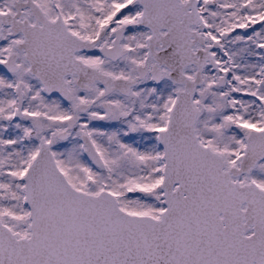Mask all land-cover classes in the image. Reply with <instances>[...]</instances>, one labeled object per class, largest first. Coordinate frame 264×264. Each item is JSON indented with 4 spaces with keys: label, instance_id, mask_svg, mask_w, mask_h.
I'll list each match as a JSON object with an SVG mask.
<instances>
[{
    "label": "snow or ice",
    "instance_id": "obj_1",
    "mask_svg": "<svg viewBox=\"0 0 264 264\" xmlns=\"http://www.w3.org/2000/svg\"><path fill=\"white\" fill-rule=\"evenodd\" d=\"M0 264H264V0H0Z\"/></svg>",
    "mask_w": 264,
    "mask_h": 264
}]
</instances>
